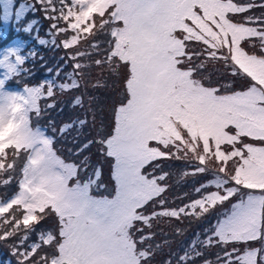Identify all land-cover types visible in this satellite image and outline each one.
Returning a JSON list of instances; mask_svg holds the SVG:
<instances>
[{"label": "snow or ice", "instance_id": "obj_1", "mask_svg": "<svg viewBox=\"0 0 264 264\" xmlns=\"http://www.w3.org/2000/svg\"><path fill=\"white\" fill-rule=\"evenodd\" d=\"M0 25V39L15 25L64 53L30 85L37 52L25 39L0 47V244L16 264H152L154 221L213 211L203 239L165 264H264V0H0ZM93 69L120 81L109 129L95 141L111 161L106 196L91 192L99 167L85 176L87 158L67 161L33 125L57 92L83 88L71 100L83 107L88 86H103ZM13 80L23 88L11 90ZM168 161L190 169L181 179H205L170 201Z\"/></svg>", "mask_w": 264, "mask_h": 264}, {"label": "rangeland", "instance_id": "obj_2", "mask_svg": "<svg viewBox=\"0 0 264 264\" xmlns=\"http://www.w3.org/2000/svg\"><path fill=\"white\" fill-rule=\"evenodd\" d=\"M255 14L258 15L259 10H257ZM34 19L39 21V14H37ZM14 27L16 26H8V37L7 39H0V47H4L14 39H25L27 45L31 42L29 48L35 50L37 56L35 64L29 65L32 69L31 79H28L26 82L30 85L38 84L48 77L47 68H55L58 62L63 63L59 60V57L64 53L62 50L57 51L53 49L50 44L47 47L34 44L31 37H25L23 33H16L13 30ZM0 28H3V26L0 25ZM36 29L40 30L41 37H43L44 31H46V25L37 23ZM40 57H43V60H41ZM68 71H71L70 67L65 68V72ZM208 71L211 72V68H209ZM217 79L218 77L213 74L212 81L215 83ZM97 80H100L103 86L98 88L91 87V84L88 86L87 94L83 97V107H73L71 104L72 98L76 95H80L81 92L84 91L83 88H81L79 92L65 94L57 92L55 97L56 107L45 111L39 118L41 122H44V127L38 122L35 125L33 123V125L40 127L47 135L54 136L55 148L58 150V154L67 161L79 164L87 158V173L84 174L85 176L93 174L94 170L99 167L101 173L98 182L101 185L103 193H96L95 195L106 196L109 195L112 189L113 191L111 193H114L115 182L111 176L110 165L108 168L109 159L101 154V145L95 141H98L101 134L109 129L112 121L111 108L114 99L117 98L120 81L108 71L100 74L99 70L93 69L92 83L94 84ZM11 82L18 83L15 80ZM23 86L24 84L20 87H10V89L20 90ZM238 87L239 84L237 83V88ZM89 97H92L93 99L89 101ZM41 107H44L43 102H41ZM78 119L86 120L87 123L82 127L77 124L64 135L60 134L58 130L61 127ZM34 120L35 117L33 118V121ZM50 121L52 122L51 125ZM53 126L57 129L56 132H53ZM88 141H93L90 147L83 151L82 155H75L76 149ZM70 149L72 150L71 153L69 152ZM67 156L69 157L68 159ZM164 168L172 173L168 180V183L172 185V191L169 193L170 201L174 196L182 195L184 192H190L195 185H198L205 179V177L192 176H186L181 179L180 173L190 169L186 168L182 162L179 161L165 162ZM93 178L95 179V175ZM5 191V189L0 188V194H3ZM175 203L178 204L181 203V201H175ZM219 211L222 212L224 209L221 208ZM216 219L217 214L213 211L210 215L201 219L190 217L183 219L182 221H168L166 219H161L159 222L154 221L152 232L155 233V235L148 243L153 246L160 245V248L156 251L152 264H165V261L169 259L171 253L182 254L184 249H186L198 236L200 239H203L204 230L214 224ZM177 228L181 229V232L177 233ZM218 251V249H212L209 253H206L207 258L214 260ZM3 254L6 256V264H16V258L12 256L11 251L6 244H0V260H2ZM8 261L11 262L8 263ZM197 264H200L199 260L197 261Z\"/></svg>", "mask_w": 264, "mask_h": 264}, {"label": "trees", "instance_id": "obj_3", "mask_svg": "<svg viewBox=\"0 0 264 264\" xmlns=\"http://www.w3.org/2000/svg\"><path fill=\"white\" fill-rule=\"evenodd\" d=\"M30 44H31V42L28 43V47L30 46ZM12 84H14V83L12 82ZM20 84L23 85L24 83H23V82L15 83V85H20ZM116 99H117V98H115L114 101H115ZM37 122H38L42 127H44V125H45L44 122H41L40 119H36V118H35V120L33 121L34 125H35ZM59 151H60V150H59ZM60 152H61V151H60ZM68 158H69V157L67 156V159H68ZM109 165H110V168H111V162H110V160L108 161V168H109ZM101 189H102L101 187H100V188L93 187L92 190H91V192H92V194L95 195V194H96L99 190H101ZM112 191H113V189H112ZM112 191H111V192H112ZM101 192L103 193V190H102ZM111 192H110V193H111ZM97 194H98V193H97ZM100 194H101V193H100ZM5 262H6V256L3 254V258H2V260H0V264H6ZM10 262H11V261H8V263H10Z\"/></svg>", "mask_w": 264, "mask_h": 264}]
</instances>
